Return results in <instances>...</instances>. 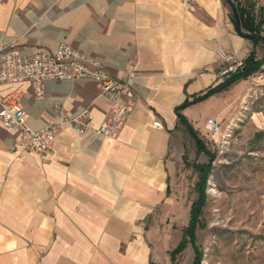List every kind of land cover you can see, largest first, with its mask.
Returning a JSON list of instances; mask_svg holds the SVG:
<instances>
[{"label": "crops", "instance_id": "crops-1", "mask_svg": "<svg viewBox=\"0 0 264 264\" xmlns=\"http://www.w3.org/2000/svg\"><path fill=\"white\" fill-rule=\"evenodd\" d=\"M233 1L264 17V0ZM60 43L128 80L134 106L115 138L66 128L44 157L11 151L15 135L0 125V264H151L158 229L187 202L194 143L175 109L251 52L261 59L264 44L239 36L223 0H0V48L31 56ZM250 79L263 87L264 66ZM18 89L32 129L58 118L56 104L66 116L88 109L91 129L108 117L90 81H46L42 100L28 83L0 84L2 95ZM231 105L223 91L181 114L210 136L206 120L218 124ZM263 119L264 98L252 117L260 130Z\"/></svg>", "mask_w": 264, "mask_h": 264}, {"label": "rangeland", "instance_id": "rangeland-1", "mask_svg": "<svg viewBox=\"0 0 264 264\" xmlns=\"http://www.w3.org/2000/svg\"><path fill=\"white\" fill-rule=\"evenodd\" d=\"M255 82L240 80L224 91L232 105L218 119L219 132L214 137L204 132L200 136L214 154L204 189L202 227L196 232L200 264H264V130L252 120L263 101L264 86ZM186 153L189 163H208L204 154H196L195 145L188 151L190 161ZM187 169L186 205L176 213L173 227L158 229L151 244V264H174L168 252L179 244L196 199L197 174ZM193 258L187 245L175 264H193Z\"/></svg>", "mask_w": 264, "mask_h": 264}, {"label": "built area", "instance_id": "built-area-1", "mask_svg": "<svg viewBox=\"0 0 264 264\" xmlns=\"http://www.w3.org/2000/svg\"><path fill=\"white\" fill-rule=\"evenodd\" d=\"M218 54L225 61L230 59L223 51H218ZM236 68L228 67L222 76L229 75ZM46 81L95 83L98 94L108 100V117L98 128L91 129L92 116L88 109L66 116L61 106L56 104L54 108L59 112L58 118L39 129H32L26 124L22 91L18 89L0 94V125L15 135L10 146L13 152L44 157L52 149L56 135L66 128L79 135L91 130L99 136L115 138L134 106V95L128 80L110 78L98 61L66 43H60L52 52H38L31 56L23 55L16 48H0V84L28 83L34 99L42 100ZM153 127L161 129V124L155 122ZM205 129L210 136H214L219 132V125L215 120L207 119Z\"/></svg>", "mask_w": 264, "mask_h": 264}, {"label": "trees", "instance_id": "trees-1", "mask_svg": "<svg viewBox=\"0 0 264 264\" xmlns=\"http://www.w3.org/2000/svg\"><path fill=\"white\" fill-rule=\"evenodd\" d=\"M230 9L231 18L235 25L236 31L239 36L250 39L254 44H264V17L260 18L259 21H255L253 13L249 10L244 9L233 0H223ZM264 66V56L261 59H257L255 54L251 52L248 57L241 63L235 71L229 73L226 79L218 84L217 86L208 89L201 95L193 97L190 101L186 100L179 107L175 109V114L178 119V123L183 127L184 131L192 139L196 154H204L208 158V163L198 164L187 162L186 155L183 156V163L185 168H192L197 174V181L195 184L196 199L191 203L189 207V219L187 226L182 231V238L179 244L171 251L168 252L171 262L176 263L177 257L184 250L187 245H190L193 251V264H200L202 258V252L196 244V232L201 229L200 217L202 215V209L205 205V194L204 189L208 179L209 171L211 168V160L214 156L199 137L198 133L188 123L186 118L181 114L182 109L199 103L208 97L226 91L229 87L240 80H246L252 75L256 74ZM261 135H257L260 137ZM173 264V263H172Z\"/></svg>", "mask_w": 264, "mask_h": 264}]
</instances>
